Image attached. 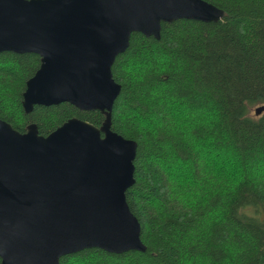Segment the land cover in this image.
Masks as SVG:
<instances>
[{
  "label": "trees",
  "instance_id": "16d2710c",
  "mask_svg": "<svg viewBox=\"0 0 264 264\" xmlns=\"http://www.w3.org/2000/svg\"><path fill=\"white\" fill-rule=\"evenodd\" d=\"M216 23L134 33L112 66L120 94L111 130L137 143L126 202L145 252L86 249L59 264H264V0H203ZM34 54L0 53V120L48 136L72 118L104 116L62 103L25 114Z\"/></svg>",
  "mask_w": 264,
  "mask_h": 264
},
{
  "label": "water",
  "instance_id": "95a60500",
  "mask_svg": "<svg viewBox=\"0 0 264 264\" xmlns=\"http://www.w3.org/2000/svg\"><path fill=\"white\" fill-rule=\"evenodd\" d=\"M223 17L203 0H0V53L40 58L24 113L67 103L104 116L99 128L72 118L46 137L35 124L21 134L0 120V264L145 252L125 196L137 143L111 130L121 90L111 69L134 33L159 40L162 24Z\"/></svg>",
  "mask_w": 264,
  "mask_h": 264
}]
</instances>
